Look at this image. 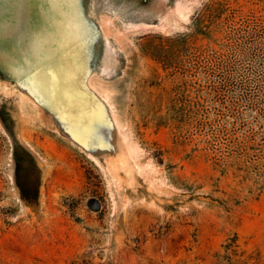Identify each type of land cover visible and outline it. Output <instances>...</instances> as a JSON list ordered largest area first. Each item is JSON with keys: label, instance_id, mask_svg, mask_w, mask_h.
<instances>
[{"label": "rangeland", "instance_id": "obj_1", "mask_svg": "<svg viewBox=\"0 0 264 264\" xmlns=\"http://www.w3.org/2000/svg\"><path fill=\"white\" fill-rule=\"evenodd\" d=\"M0 264H264V0H0Z\"/></svg>", "mask_w": 264, "mask_h": 264}, {"label": "trees", "instance_id": "obj_2", "mask_svg": "<svg viewBox=\"0 0 264 264\" xmlns=\"http://www.w3.org/2000/svg\"><path fill=\"white\" fill-rule=\"evenodd\" d=\"M35 198L36 196L32 195L31 193L23 194V199L30 204L35 202Z\"/></svg>", "mask_w": 264, "mask_h": 264}, {"label": "bare ground", "instance_id": "obj_3", "mask_svg": "<svg viewBox=\"0 0 264 264\" xmlns=\"http://www.w3.org/2000/svg\"><path fill=\"white\" fill-rule=\"evenodd\" d=\"M137 26V25H136Z\"/></svg>", "mask_w": 264, "mask_h": 264}]
</instances>
